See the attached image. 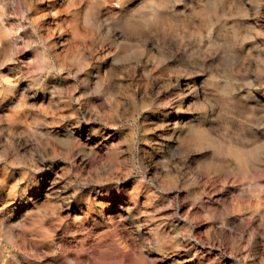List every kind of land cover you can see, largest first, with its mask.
<instances>
[{
	"label": "rangeland",
	"instance_id": "rangeland-1",
	"mask_svg": "<svg viewBox=\"0 0 264 264\" xmlns=\"http://www.w3.org/2000/svg\"><path fill=\"white\" fill-rule=\"evenodd\" d=\"M0 264H264V0H0Z\"/></svg>",
	"mask_w": 264,
	"mask_h": 264
},
{
	"label": "bare ground",
	"instance_id": "bare-ground-1",
	"mask_svg": "<svg viewBox=\"0 0 264 264\" xmlns=\"http://www.w3.org/2000/svg\"><path fill=\"white\" fill-rule=\"evenodd\" d=\"M137 2H138V1H137ZM43 3H44V1H43ZM113 3H114V2H113ZM42 5H43V4H42ZM61 5H62V4H61ZM81 5H82V4H81ZM112 6H113V5H112ZM130 6H131V5H130ZM114 7H115V6H114ZM242 8H243V7H242ZM128 14H129V13H128ZM42 16H43V15H42ZM54 17H55V15H54ZM56 17H57V16H56ZM55 19H56V18H55ZM238 20H239V19H238ZM37 22H38V21H37ZM117 34H118V33H117ZM85 35H86V34H85ZM53 36H54V35H53ZM87 36H88V35H87ZM51 38H52V37H51ZM58 44H59V43H58ZM191 44H192V43H191ZM148 46H149V45H148ZM61 48H62V46H61ZM157 48H158V47H157ZM159 48H160V47H159ZM154 49H155V48H154ZM59 50H61V49H59ZM155 56H156V55H155ZM142 59H143V58H142ZM144 60H145V59H144ZM133 61H134V60H133ZM151 62H152V60H151ZM151 62H150V63H151ZM3 63H4V62H3ZM138 63H139V62H138ZM157 63H158V62H157ZM157 63H156V64H157ZM151 64H152V63H151ZM159 64H160V63H159ZM3 65H4V64H3ZM156 66H157V65H156ZM156 66H155V67H156ZM146 70H147V69H146ZM151 71H152V69H151ZM154 71H155V70H154ZM155 72H156V71H155ZM258 102H259V101H258Z\"/></svg>",
	"mask_w": 264,
	"mask_h": 264
}]
</instances>
